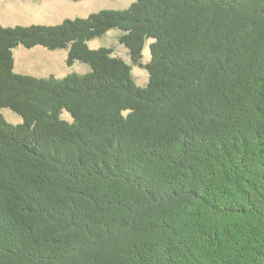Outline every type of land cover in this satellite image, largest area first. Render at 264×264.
Segmentation results:
<instances>
[{"label":"trees","instance_id":"16d2710c","mask_svg":"<svg viewBox=\"0 0 264 264\" xmlns=\"http://www.w3.org/2000/svg\"><path fill=\"white\" fill-rule=\"evenodd\" d=\"M113 29L132 64L89 46ZM20 45L90 71L18 73ZM0 264H264V0L0 23Z\"/></svg>","mask_w":264,"mask_h":264},{"label":"rangeland","instance_id":"374dc122","mask_svg":"<svg viewBox=\"0 0 264 264\" xmlns=\"http://www.w3.org/2000/svg\"><path fill=\"white\" fill-rule=\"evenodd\" d=\"M134 0H0V23L4 26H29L33 24L57 25L65 18L87 17L90 13L102 9H127ZM120 30L113 29L105 35L89 42L91 48L109 46L115 53L131 63L127 48L118 41ZM16 72L36 77H64L71 73H86L90 67L77 61L73 66L66 63L67 51L59 49L48 50L37 46L26 48L23 45L14 51ZM150 48L147 44L143 51L142 63L150 61ZM133 75L138 86L144 87L148 83L149 73L145 67L133 64ZM6 120L12 124L22 122V118L10 109H3ZM67 116V115H64Z\"/></svg>","mask_w":264,"mask_h":264},{"label":"crops","instance_id":"0c3cea01","mask_svg":"<svg viewBox=\"0 0 264 264\" xmlns=\"http://www.w3.org/2000/svg\"><path fill=\"white\" fill-rule=\"evenodd\" d=\"M67 51V50H66ZM68 53V52H67ZM15 70H16V64H15Z\"/></svg>","mask_w":264,"mask_h":264}]
</instances>
